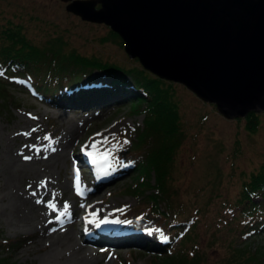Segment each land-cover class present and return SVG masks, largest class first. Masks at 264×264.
<instances>
[{
	"label": "rangeland",
	"instance_id": "obj_1",
	"mask_svg": "<svg viewBox=\"0 0 264 264\" xmlns=\"http://www.w3.org/2000/svg\"><path fill=\"white\" fill-rule=\"evenodd\" d=\"M96 6L102 5L97 3ZM0 24L22 26L27 36L39 45L61 36L66 49L98 55L123 67H146L138 57H132L118 39L110 37L111 24L82 18L68 10L63 0H0ZM26 72L18 75L28 77ZM142 89L146 94V88ZM8 93L10 101L0 110V264H76L51 261L44 256L50 237L56 234L53 229L75 230V237L92 257L88 264H191L193 254L201 264H264V253L257 251L260 245L264 249V233L244 238V226H238L240 219L223 210L224 201L238 197L243 180L248 179L264 157V110L255 111L260 113L262 123L253 132L255 127L245 128L248 113L226 117L215 103L178 81L172 100L178 104L184 133L180 147L172 156L171 182L177 189L176 202L174 207H169L166 200L160 202L162 214L149 203L147 196L153 188L131 193L140 173H123L112 182L94 188L95 183L90 178L98 179L97 173L85 167L111 164V158L118 159L117 156L124 159L127 166V157L137 158L128 149L130 142L121 143L136 137V130L147 124L145 113L136 110L137 103L125 100L120 105L99 107L95 114L94 110L49 104L20 87L10 88ZM154 137L151 141L157 143ZM102 151L112 155L106 158V163H94ZM12 159L13 170L27 162L28 174L36 175L24 178L25 196L30 201L23 203L25 210L21 218L27 221L10 217L5 210L7 199L3 197L1 184L6 180L9 165L4 163ZM110 172L117 174L118 170ZM151 174L146 186L155 182L153 172ZM84 190L87 193L81 195ZM36 192L39 193L35 199ZM47 203L55 205V209L47 206L49 217L53 219L49 223L43 219L48 212L41 210L39 221L35 211V206L39 208ZM174 209L177 215L186 216L185 219L190 216L196 219L183 242L179 239L183 234L179 230L186 228L178 225L169 228L176 236L173 249L177 247V254L190 256L187 262L180 261L178 255L173 259L157 257V252L142 246L105 247V244L84 239L88 229H94L99 223L115 226V220L123 222L120 219L138 221L145 226L168 224L170 220L164 216L169 219ZM140 211L149 215L141 217ZM174 224H178L177 221ZM18 237L23 241L7 250L4 243Z\"/></svg>",
	"mask_w": 264,
	"mask_h": 264
},
{
	"label": "trees",
	"instance_id": "obj_2",
	"mask_svg": "<svg viewBox=\"0 0 264 264\" xmlns=\"http://www.w3.org/2000/svg\"><path fill=\"white\" fill-rule=\"evenodd\" d=\"M98 5L102 3L98 2ZM10 25L0 24V110L10 101L8 90L13 87L31 90L34 95L54 105L64 103L71 108L84 110L120 105L125 100L134 101V104L137 103L136 110L145 113L147 124L140 126L135 132L136 137L131 138L129 149L140 157L137 169L132 172L140 174L136 176L138 182L132 186L131 193H142L147 188H153L147 197L158 213L164 214L158 205L160 202L164 203V200L169 207H174L177 189L171 182L174 169L172 156L180 147L184 133L178 104L172 100L178 82L167 80L144 66L123 67L118 62L98 55L83 54L75 48L66 49L61 36L50 38L39 45L27 36L22 26ZM110 37L118 39L125 46L123 37L113 28L110 29ZM25 70V74L29 76L23 82L17 81V84L13 78L23 74ZM99 76L102 77L100 80L97 78ZM130 77L134 79L131 80ZM85 81L98 85L85 88ZM75 85L79 86L78 89H74ZM142 87L146 88V94ZM248 114L245 117V128L255 127L253 132H256L262 123L260 113L251 111ZM153 136L157 143H152ZM152 172L155 182L146 186ZM140 175L144 179H140ZM243 181L238 197L236 195L234 199L224 201L223 210L228 215L236 214L235 217L240 219L239 228L244 226L243 231L247 232L264 223V157L255 171ZM259 196L261 199H258ZM164 218L170 220L169 223L174 228L188 223L190 217L185 219L186 216L177 215L174 209L169 219L167 215ZM175 221L178 224H174ZM19 237L4 243L7 250L23 241ZM6 239L9 240L7 237ZM156 246L160 250L155 251L158 253L157 257L173 259L178 255L180 261L187 262L191 259V264H201L198 256L193 257L194 254L189 259L184 254H177L178 250L168 253L167 246ZM257 251L264 253L261 245L257 247Z\"/></svg>",
	"mask_w": 264,
	"mask_h": 264
},
{
	"label": "water",
	"instance_id": "obj_3",
	"mask_svg": "<svg viewBox=\"0 0 264 264\" xmlns=\"http://www.w3.org/2000/svg\"><path fill=\"white\" fill-rule=\"evenodd\" d=\"M63 1L111 24L132 57L226 117L264 110V0Z\"/></svg>",
	"mask_w": 264,
	"mask_h": 264
},
{
	"label": "bare ground",
	"instance_id": "obj_4",
	"mask_svg": "<svg viewBox=\"0 0 264 264\" xmlns=\"http://www.w3.org/2000/svg\"><path fill=\"white\" fill-rule=\"evenodd\" d=\"M172 81L178 82V81H175V80H172ZM6 164H9L8 165V170H7V177H6L5 182L3 184H1L3 197H4V199H7L6 204H5V210L8 212L10 217L12 216L13 218L14 217H18L19 219H26V218H21V217H23V215H24L23 211L25 210V208H23V203L24 202L27 203V201H30L25 196L26 190L23 187V185L25 183L24 182V178L33 177L34 175L33 174H28V171H30L29 170V168H30L29 166L30 165L27 162L21 163L20 164L21 167L18 168V169H14V170H13V168H11L12 165L15 164L13 159L11 161H8L7 163H4V165H6ZM25 175H26V177H25ZM47 179H48V176H47ZM36 180H38V179H36ZM30 190H31V188H30ZM38 193L36 192L35 195H33V197H35V199L38 198V196H37ZM31 204L33 205V203H31ZM48 205L49 204L47 203L45 206L39 207V208H36V206H35V211L37 213V217H39V221H40V219L42 217L41 210L43 212H48L49 211L47 209ZM57 213H58V211H57ZM49 216H50V214L48 212V215L45 218L43 217V219H47L48 220V223L53 221V219H51ZM27 220L28 219H26V221ZM54 233H56V234H54L52 237H50L51 238V243L49 242L50 244L47 247V250L44 252V256L47 258V260L59 261V262L60 261H62V262L66 261V262H72V263H76V264H88V263H90L92 261V257L89 256V254L87 252V249H85L79 243L78 239L75 237V235H74L75 230L67 229V230L63 231V229H62V231H61L60 229H58V230L54 231ZM93 262H95V260ZM108 264H110V262Z\"/></svg>",
	"mask_w": 264,
	"mask_h": 264
},
{
	"label": "snow or ice",
	"instance_id": "obj_5",
	"mask_svg": "<svg viewBox=\"0 0 264 264\" xmlns=\"http://www.w3.org/2000/svg\"><path fill=\"white\" fill-rule=\"evenodd\" d=\"M26 159H29V158L26 157ZM48 207L52 208V209H55V205H53V204H49ZM65 207H67V206H65ZM61 215H64V213H62ZM53 231H55V229H53Z\"/></svg>",
	"mask_w": 264,
	"mask_h": 264
}]
</instances>
